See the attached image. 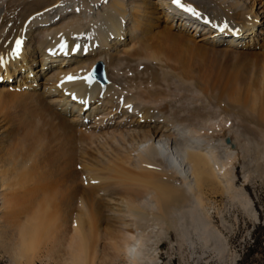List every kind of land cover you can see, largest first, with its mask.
<instances>
[{
  "label": "bare ground",
  "instance_id": "1",
  "mask_svg": "<svg viewBox=\"0 0 264 264\" xmlns=\"http://www.w3.org/2000/svg\"><path fill=\"white\" fill-rule=\"evenodd\" d=\"M182 2L201 16L171 0H0V95L17 111L0 121V248L15 261L46 234L50 253L94 264L99 235L101 253L139 264L149 222L223 253L206 221L218 195L257 219L224 133L236 115L264 139V0ZM99 67L104 81L83 79ZM46 124L61 136L41 157Z\"/></svg>",
  "mask_w": 264,
  "mask_h": 264
},
{
  "label": "rangeland",
  "instance_id": "2",
  "mask_svg": "<svg viewBox=\"0 0 264 264\" xmlns=\"http://www.w3.org/2000/svg\"><path fill=\"white\" fill-rule=\"evenodd\" d=\"M113 39L117 38L111 37L110 40ZM118 40L122 42L125 41V38L120 37ZM231 60L234 61L233 59ZM213 72L216 73V70H214ZM219 76L221 77V79L222 77L225 78L224 74H219ZM11 81L12 80H10V82ZM9 99V96L7 97L0 95L1 124H6L7 122H9L11 117L16 115L17 113V111L10 106ZM170 100L171 99H169L168 102H170ZM236 117V115H229V120L227 119L225 122L226 129L228 128L229 131L227 129L224 133V135L228 136L230 140H235L236 138H238L236 147L234 149H237V153L240 158L238 164L236 165V178L234 180V185L236 190L242 191L244 193V196L248 197L250 201H252L257 219H253L252 217L250 218L248 214L244 213V209L242 208L240 201H237L239 199L233 200L232 195H230L229 197L221 195L214 196L210 199L211 202L206 203V207H209V209L211 208V206H214L213 208H211L212 210L209 211L208 209V213L210 216L207 215L206 221L210 225V227L217 231L221 238L225 240V251L223 253H219L217 247L213 242H209L207 245H205L202 244L201 241L196 240L197 237L192 231H190V237L191 241L195 244L190 245L184 240L181 241L182 238L180 234L170 228V226H168L169 222L166 223L168 225H166L167 227L166 229H163L162 233L159 229L156 228L154 229V231L153 227L155 225L149 222L146 224V229L144 231L146 236L148 235L149 238V241L146 243L147 249L145 253L147 255L143 257L144 259L145 257L147 259L149 257L156 256V264H264V139H261V133L259 134V128L257 129L258 126L256 121L249 120V123L251 124L243 123V120L241 118ZM55 125L56 124H46L48 128L46 126L44 127V135H46H43V139L45 140L44 142L47 141V143H45L46 145H44V143L42 142V138L40 139V141L43 144L38 141L40 144H42L40 145L38 143L40 145L38 147V151L42 150L41 153L43 154L41 155V157L53 153L59 146L57 139L60 138L61 132L54 127ZM255 126L257 127L255 128ZM243 127L249 129V133L246 132V135L248 136L241 137L240 135L238 137L241 132L240 128L243 129ZM255 129H257V131ZM52 132L55 134V136ZM15 135L16 139L17 134ZM214 139L215 141H217L220 139V136H215ZM36 144L35 146L37 147L38 144ZM44 148L46 149L43 153ZM79 168L80 166H78V170L81 171ZM175 223L178 224L176 221H174L173 224L176 225ZM152 230L154 231L153 234ZM46 237V234H39V236L33 238L30 241L31 248L27 252H24L22 256L16 261L12 256L10 257L11 254L7 252V250H3V248H0V264H69V262H67L68 256L66 255L64 249H59L57 252L50 253L51 238L49 237L52 236H48L47 238ZM71 238L74 239L72 233H70L69 231V233L67 232L66 235V241H68L66 242V246L74 241ZM98 238L95 242V244L97 243L95 248L98 253L95 252L96 250L94 248L93 250L95 253L94 257L96 258L99 254L100 257L98 256L96 258L94 264H131L130 261L125 259L124 256L118 257L119 259H110L109 252L103 251V253H101L102 251L100 244L102 243V240ZM97 248L99 249V251ZM4 251L6 253H9L10 255L6 254ZM144 259L139 264H152L151 262H147L146 260L144 261ZM231 259L235 260L231 261ZM98 261H102L103 263Z\"/></svg>",
  "mask_w": 264,
  "mask_h": 264
},
{
  "label": "snow or ice",
  "instance_id": "3",
  "mask_svg": "<svg viewBox=\"0 0 264 264\" xmlns=\"http://www.w3.org/2000/svg\"><path fill=\"white\" fill-rule=\"evenodd\" d=\"M171 3L175 6H177V8L182 9L187 13H191L192 15L197 16V17L201 16V13L199 11H197V9L189 3H184V2H182V0H171ZM228 27L229 26H228L227 22H225L223 24V27L220 30L224 31ZM21 43H22L21 40H19V39L16 40V47H15L14 53H13L14 55H19V52L21 49ZM60 47L62 50L67 51V44L66 43L61 44ZM79 48H80V45L76 44L71 50L74 52V51H77ZM84 50L86 51L87 49H84ZM0 63H3L2 59H0ZM77 78L78 77L69 74L65 79L71 81V80H74ZM83 79L86 80L89 84H91L93 79H94V73H91V72L87 73L83 77Z\"/></svg>",
  "mask_w": 264,
  "mask_h": 264
},
{
  "label": "water",
  "instance_id": "4",
  "mask_svg": "<svg viewBox=\"0 0 264 264\" xmlns=\"http://www.w3.org/2000/svg\"><path fill=\"white\" fill-rule=\"evenodd\" d=\"M94 77L97 78V79H101V81H104V74H103V70L101 67H99L95 72H94ZM226 142H230V139L227 138L226 139Z\"/></svg>",
  "mask_w": 264,
  "mask_h": 264
}]
</instances>
